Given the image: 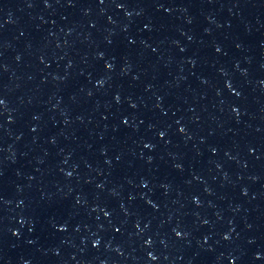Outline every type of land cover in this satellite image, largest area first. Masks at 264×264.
<instances>
[{"label":"water","instance_id":"obj_1","mask_svg":"<svg viewBox=\"0 0 264 264\" xmlns=\"http://www.w3.org/2000/svg\"><path fill=\"white\" fill-rule=\"evenodd\" d=\"M0 264H264V0H0Z\"/></svg>","mask_w":264,"mask_h":264}]
</instances>
